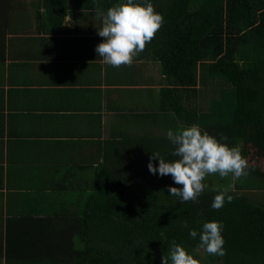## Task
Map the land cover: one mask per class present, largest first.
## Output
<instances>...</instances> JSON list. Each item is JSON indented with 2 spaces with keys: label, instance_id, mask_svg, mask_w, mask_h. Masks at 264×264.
<instances>
[{
  "label": "trees",
  "instance_id": "trees-1",
  "mask_svg": "<svg viewBox=\"0 0 264 264\" xmlns=\"http://www.w3.org/2000/svg\"><path fill=\"white\" fill-rule=\"evenodd\" d=\"M52 1L55 15L37 11L35 20L63 33L60 26L73 6L70 0ZM83 1L76 9H80V18L85 13L87 26L97 16V5L106 13L127 2ZM134 2H150L164 17L143 52L153 51L166 75L160 91L161 108L171 119L166 133L198 123L218 140L228 137L221 142L242 147L249 175L233 181L231 174L225 178L212 174L206 177L208 187L198 201L181 203L168 188L182 185L175 184L171 175L151 174L147 167L152 152L171 158L173 145L167 135L153 137L154 144L144 148L136 143L131 149L138 148L132 154H119V163L111 169L101 166L93 189L83 191L91 196L78 234L84 247L75 250L69 257L75 260L66 264H162L173 241L194 258L197 251H203L202 264H264V184H260L264 182V0ZM9 3L0 0L8 18L10 8L3 4ZM38 4L34 2L33 8ZM153 163L158 166V161ZM229 184H234L229 193L233 201L214 210L211 205L217 190ZM184 221L187 228L181 226ZM212 221L224 225V256L199 249V236L189 235V229L200 233L203 224ZM53 263L58 264H47Z\"/></svg>",
  "mask_w": 264,
  "mask_h": 264
},
{
  "label": "crops",
  "instance_id": "crops-1",
  "mask_svg": "<svg viewBox=\"0 0 264 264\" xmlns=\"http://www.w3.org/2000/svg\"><path fill=\"white\" fill-rule=\"evenodd\" d=\"M33 1L3 4L9 18L0 6V264L74 261L91 197L83 191L101 166L165 136L171 120L153 51L107 65L95 51L103 21L87 26L80 0L69 1L63 33L35 20L55 15L54 1Z\"/></svg>",
  "mask_w": 264,
  "mask_h": 264
},
{
  "label": "clouds",
  "instance_id": "clouds-1",
  "mask_svg": "<svg viewBox=\"0 0 264 264\" xmlns=\"http://www.w3.org/2000/svg\"><path fill=\"white\" fill-rule=\"evenodd\" d=\"M94 13L102 17L103 25L98 35L104 38L95 51L103 58V63L113 67L131 66L134 57L143 52L164 23L163 14L157 12L150 2L142 5L127 0L110 7L106 13L97 5ZM166 135L173 145L169 154L171 158L152 152L147 167L151 174H159L160 177L171 175L175 184L182 185L168 188L170 195L179 197L181 203L198 201L208 187L204 183L206 177L212 174H219L221 178L231 174L233 181L249 175L248 160L242 156V147H229L221 142L228 139L226 136L218 140L198 123L181 126L175 131L168 129ZM154 160L158 161V166L153 163ZM231 191H234V184L218 189L211 207L219 210L226 202L231 203L234 199L229 194ZM181 226L187 228V221ZM223 228L220 221L206 222L200 233L189 229V235L194 239L199 236V249L210 255L224 256ZM169 261L171 264H200L182 244L175 241L171 244L169 255L162 257V264H169Z\"/></svg>",
  "mask_w": 264,
  "mask_h": 264
},
{
  "label": "rangeland",
  "instance_id": "rangeland-1",
  "mask_svg": "<svg viewBox=\"0 0 264 264\" xmlns=\"http://www.w3.org/2000/svg\"><path fill=\"white\" fill-rule=\"evenodd\" d=\"M31 1H33V0H31ZM226 1V0H225ZM34 2V1H33ZM18 45V44H17ZM241 64L242 65H245L244 64V60L243 61H241ZM260 184H264V182L263 183H260ZM248 193V192H247ZM198 252V256L195 258V259H197V260H199L200 261V264H202V260L204 259V256L202 255V254H204V252L203 251H197ZM199 255L201 256L200 258H199Z\"/></svg>",
  "mask_w": 264,
  "mask_h": 264
}]
</instances>
